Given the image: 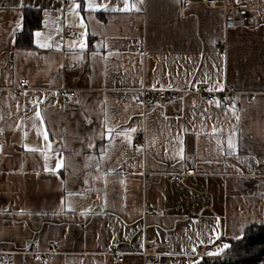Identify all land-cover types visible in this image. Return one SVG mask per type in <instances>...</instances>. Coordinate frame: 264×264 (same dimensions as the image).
<instances>
[{"label":"crops","instance_id":"obj_1","mask_svg":"<svg viewBox=\"0 0 264 264\" xmlns=\"http://www.w3.org/2000/svg\"><path fill=\"white\" fill-rule=\"evenodd\" d=\"M225 1L250 5L246 25L227 30L223 8L196 0H131L140 9L132 12L112 10L123 0H96L109 10L91 14L83 0L81 52L73 0H0V256L11 264H113L115 256L117 264H202L228 259L249 227L264 226V163H255L264 161V0ZM24 80L29 89L16 92ZM218 86L234 92L220 108L193 92ZM61 88L78 94L60 99ZM143 88L183 93L144 106ZM105 112L107 127L119 125L130 141L114 136L109 148ZM213 125L223 131L213 135ZM45 126L65 159L59 172L45 171L58 159ZM52 248L47 261L32 255Z\"/></svg>","mask_w":264,"mask_h":264},{"label":"snow or ice","instance_id":"obj_2","mask_svg":"<svg viewBox=\"0 0 264 264\" xmlns=\"http://www.w3.org/2000/svg\"><path fill=\"white\" fill-rule=\"evenodd\" d=\"M140 2L142 3L143 0H140ZM82 6H83V0H81V3H76L75 0H73L72 4L68 5V10L73 12V14L78 18L79 27H80V29H82L80 37H79V40H78V46H79L81 52H83L87 48V35H88V26L85 23L84 18L80 16V12L78 11L79 9L82 8ZM109 7H110L109 3L101 4V3H97L96 0H87V9L89 10L90 14H91V12H96V11H99L100 9H103L104 11H108ZM112 10L113 11L132 12L133 10L139 11L140 9L137 6V4L136 3H132L131 0H123V7H112ZM36 35L39 37V36H41V33L38 32ZM75 43H77V42H74V44ZM100 46H101V48L106 47V45L103 42H101ZM40 47H51V45L49 43L45 42V43H41ZM80 59H83V56H81ZM218 88H219L220 91H223V89L220 88L219 86H218ZM209 91H212V89H209ZM24 94L27 95V93H24ZM77 103H79V101H77ZM208 104L209 105H213L214 104V106L216 108H220L221 107V101L220 100H215V101L209 100ZM206 112H207V109H205V113ZM34 116H35V120L39 121L40 125H45L46 117L44 115H42V112L39 109V105L35 106ZM207 118L208 119H212L211 116H208ZM235 118H236L237 121L240 119V117L238 115ZM108 122H109V118H108L107 113L105 112L104 124L101 127L107 129V136H108V140H109V148H113L114 145H115L114 136L115 137L124 136L125 138H127L130 141V136H129V132L128 131H124V132L117 131V128L120 127L119 125H116V126H113V127H107ZM88 123L91 124L92 121L89 120ZM33 126L36 127V124H34ZM130 131L131 132H135L136 129L132 128V129H130ZM222 131H223L222 128H217L215 125H213V127H212V134L213 135H215L217 132H222ZM99 135L101 137H103L105 135V132L101 131L99 133ZM43 140L45 141L46 148L49 151L54 152L56 154V156L58 157L57 163L55 165V168L51 169V168H48L47 165H45V171L59 172L60 169L66 167L65 159L59 152H56V150L52 147V142L49 140V133H48V130H47L46 126L44 127V130H43ZM88 141H89L88 142V146L89 147H95V145L92 143V138L91 137L88 138ZM217 143L221 144L222 141H220L218 139ZM227 146H228V149L230 151H233V152L237 149L238 145H237L236 141L234 140L233 135H229V137L227 139ZM25 147L27 148V145H25ZM28 151L36 152V151H40V150L37 149V148H29ZM101 152L102 153H106V149L102 148ZM182 152H183V149H181V153ZM77 155H78V153H77ZM49 158L50 157L45 155V160L46 161ZM255 163L256 164H261V163H264V161L256 160ZM248 167L251 170L252 166L250 164L248 165ZM97 170H99V169H97ZM112 171L115 172L116 169L113 168ZM121 183H123V181H121ZM106 184H107V179L105 178V185ZM69 195L70 196L71 195H80V193H69ZM106 197H107V190L105 188V197H104L105 204L107 203ZM98 198H99V196H98ZM88 211H90V209ZM85 214H86L85 212L81 213V215H85ZM217 239H219L218 236H217ZM228 247H229V245L225 244V245H223V247H219L215 251L207 252L206 255L210 256V257L211 256H218L221 253H223L224 250L227 249ZM192 251L195 252L196 249L193 248ZM37 259H39V257H37ZM191 264H200V261L199 260H193V261H191Z\"/></svg>","mask_w":264,"mask_h":264},{"label":"built area","instance_id":"obj_3","mask_svg":"<svg viewBox=\"0 0 264 264\" xmlns=\"http://www.w3.org/2000/svg\"><path fill=\"white\" fill-rule=\"evenodd\" d=\"M203 2L209 7L212 8H223L225 12V26L227 30L234 29L238 26H244L247 24V19L250 13V5L246 2H242L235 5H228L225 0H196ZM72 36H76L74 31H71ZM29 89V80H24L21 82L18 87H16V92L21 93ZM194 93L206 98L207 100H220L221 104L227 103L230 98L233 96L234 92L230 88H224L223 91H207L203 88H196ZM183 93L182 91L175 90H150L143 88L139 91V100L140 103L144 106H150L153 104H164L172 102L178 98V96ZM78 94L77 90L61 88L56 91V95L60 99L65 98H75ZM254 96H250V99H253ZM140 143H137L136 146H139ZM4 155V146L0 141V167L2 165V158ZM194 171H187L186 174H193ZM150 251H155V247L149 248ZM203 251L202 248L199 249ZM57 248H52L46 253L32 252L33 257L36 260L47 261L50 257L57 254ZM148 255L147 253H145ZM39 257V259H37ZM123 261L121 256H115L113 259V264H117ZM12 259L9 257L0 256V264H11ZM153 264H159L157 260L153 261ZM258 264H264V256L261 258Z\"/></svg>","mask_w":264,"mask_h":264},{"label":"trees","instance_id":"obj_4","mask_svg":"<svg viewBox=\"0 0 264 264\" xmlns=\"http://www.w3.org/2000/svg\"><path fill=\"white\" fill-rule=\"evenodd\" d=\"M32 23L28 20L26 33H31L40 27V15L33 16ZM228 259L204 260L202 264H258L264 256V226H251L244 238L239 242H233L227 252Z\"/></svg>","mask_w":264,"mask_h":264}]
</instances>
